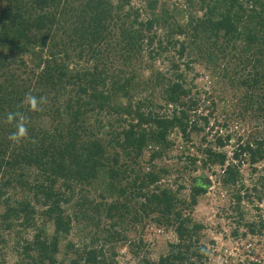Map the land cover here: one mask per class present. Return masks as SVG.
<instances>
[{
    "label": "trees",
    "instance_id": "16d2710c",
    "mask_svg": "<svg viewBox=\"0 0 264 264\" xmlns=\"http://www.w3.org/2000/svg\"><path fill=\"white\" fill-rule=\"evenodd\" d=\"M171 1L0 0V254L16 236L17 264H120L116 246L138 256L129 233L158 224L177 241L143 264H206L191 213L209 185L193 177L187 200L162 181L180 165L219 169L223 190L243 167L257 175L264 0ZM198 64L211 91L189 80ZM226 102L248 131L262 121L232 156L233 137L212 127ZM234 197L242 237L263 236L264 217L248 222L243 204H264V176ZM73 231L83 240L65 243Z\"/></svg>",
    "mask_w": 264,
    "mask_h": 264
},
{
    "label": "rangeland",
    "instance_id": "374dc122",
    "mask_svg": "<svg viewBox=\"0 0 264 264\" xmlns=\"http://www.w3.org/2000/svg\"><path fill=\"white\" fill-rule=\"evenodd\" d=\"M183 0H172L171 4H181ZM199 74L195 81V86L200 90L211 91V82L208 78V72L204 65H195V71L189 77L191 81L195 75ZM202 107L209 106L206 102V96H201ZM230 106L226 102V108H221L215 112L214 118L212 119L213 134L217 133L227 139L232 136L231 143L225 147V151L228 152L229 156H232L233 149L236 143L235 141L239 136L252 132L254 126H261L262 121L250 123V131L248 128H244L242 124L238 123L236 115L233 114L234 110H229L227 107ZM201 108V110L203 109ZM209 111L207 110L206 113ZM196 141V140H195ZM171 156H178L177 151H174ZM167 163H169L167 161ZM170 164H173L170 162ZM176 164V163H175ZM184 167V166H183ZM264 162L258 167L257 175H252L251 168L243 167L241 169V183L235 188L230 190H223L219 184V176L222 171L215 169L216 175H213L212 171H203L200 169L194 174L189 170H183L182 166L176 169V172L164 177L162 184L167 187L170 186L174 191L181 190L178 197L183 199L189 198L192 178L193 177H204L209 179L211 185L208 186L207 193L198 198V205L195 210L192 211L191 217L196 223L204 225V230L200 233L199 248H205V259L203 260L206 264H252L259 263L264 264V235L258 237L248 236L246 239L242 235L246 232V228L243 225H239V215L235 212V191L239 189L242 184L251 189L254 185H258V180L261 176H264ZM260 187V186H259ZM255 204V203H254ZM246 209V219L248 222L256 220L260 215L264 217V204L256 203L243 204ZM259 206V209L256 207ZM190 211L186 212L187 214ZM148 222V221H147ZM151 223V222H150ZM149 223V224H150ZM146 224V222H145ZM126 230L128 229L127 224L124 225ZM48 234L53 233V227L50 224L47 226ZM73 231L69 241L79 243L83 240L84 234ZM234 232H238V237L233 235ZM32 234V233H31ZM132 234V235H131ZM23 235V234H21ZM24 238L27 236L23 235ZM32 236V235H31ZM130 241L140 244L138 250V256H135L131 251L128 244L117 245L116 250L118 252L117 260L120 264H143V259L147 258L151 261H157L161 255L166 254L169 250V244L176 242L177 237L173 231H169L159 226L158 224H150L144 228L142 225L137 227V233H129ZM16 237V236H15ZM13 237L9 238L6 244L2 245V253L0 254V264H17L19 260V254L16 246V239ZM88 239V238H87ZM140 239L143 240L140 243ZM22 242V241H20ZM62 252L65 251L64 245H62ZM196 251V249H193ZM63 257V256H62ZM195 260V259H194Z\"/></svg>",
    "mask_w": 264,
    "mask_h": 264
},
{
    "label": "clouds",
    "instance_id": "9594fccd",
    "mask_svg": "<svg viewBox=\"0 0 264 264\" xmlns=\"http://www.w3.org/2000/svg\"><path fill=\"white\" fill-rule=\"evenodd\" d=\"M30 103H32L33 106H34L35 103H36L35 99L34 98H30ZM12 119H14V117L10 116L9 120H12ZM25 133H26L25 127L23 126V124H20V125H18V133L14 134L12 137H10V139L17 140L19 138V136H22Z\"/></svg>",
    "mask_w": 264,
    "mask_h": 264
},
{
    "label": "water",
    "instance_id": "95a60500",
    "mask_svg": "<svg viewBox=\"0 0 264 264\" xmlns=\"http://www.w3.org/2000/svg\"><path fill=\"white\" fill-rule=\"evenodd\" d=\"M205 182L208 184V185H211V182L209 179H206Z\"/></svg>",
    "mask_w": 264,
    "mask_h": 264
}]
</instances>
